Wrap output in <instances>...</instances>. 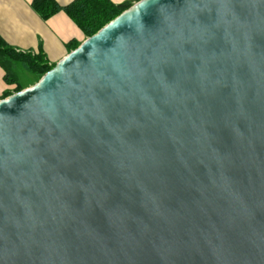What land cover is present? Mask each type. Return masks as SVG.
<instances>
[{"label":"water","instance_id":"95a60500","mask_svg":"<svg viewBox=\"0 0 264 264\" xmlns=\"http://www.w3.org/2000/svg\"><path fill=\"white\" fill-rule=\"evenodd\" d=\"M0 264H264V0H137L1 98Z\"/></svg>","mask_w":264,"mask_h":264},{"label":"crops","instance_id":"0c3cea01","mask_svg":"<svg viewBox=\"0 0 264 264\" xmlns=\"http://www.w3.org/2000/svg\"><path fill=\"white\" fill-rule=\"evenodd\" d=\"M56 1L66 5L72 0ZM111 1L121 3L127 0ZM31 2L0 0V36L17 51L42 53L49 64H54L68 53V43H81L86 36L65 12L59 11L42 19L32 9ZM3 77L4 70L0 66V99L15 88V84L6 83Z\"/></svg>","mask_w":264,"mask_h":264},{"label":"trees","instance_id":"16d2710c","mask_svg":"<svg viewBox=\"0 0 264 264\" xmlns=\"http://www.w3.org/2000/svg\"><path fill=\"white\" fill-rule=\"evenodd\" d=\"M134 1L137 0L121 3H113L111 0H72L66 5H61L56 0H32L31 7L42 19H48L59 11L65 12L88 37ZM79 44L76 41L68 43V52ZM54 65L55 63L49 64L42 53L17 51L0 36V66L4 70L5 82L15 84L13 92L34 84ZM21 71L24 72L23 75ZM13 92H6L3 97Z\"/></svg>","mask_w":264,"mask_h":264},{"label":"rangeland","instance_id":"374dc122","mask_svg":"<svg viewBox=\"0 0 264 264\" xmlns=\"http://www.w3.org/2000/svg\"><path fill=\"white\" fill-rule=\"evenodd\" d=\"M22 72V71H21ZM24 74V72H22V75Z\"/></svg>","mask_w":264,"mask_h":264}]
</instances>
